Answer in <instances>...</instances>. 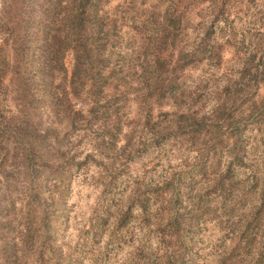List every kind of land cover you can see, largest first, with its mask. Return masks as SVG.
<instances>
[{
    "label": "clouds",
    "instance_id": "1",
    "mask_svg": "<svg viewBox=\"0 0 264 264\" xmlns=\"http://www.w3.org/2000/svg\"><path fill=\"white\" fill-rule=\"evenodd\" d=\"M0 0V264H264V0Z\"/></svg>",
    "mask_w": 264,
    "mask_h": 264
},
{
    "label": "trees",
    "instance_id": "2",
    "mask_svg": "<svg viewBox=\"0 0 264 264\" xmlns=\"http://www.w3.org/2000/svg\"><path fill=\"white\" fill-rule=\"evenodd\" d=\"M14 2L23 10L27 12L29 17L35 15L36 11L42 7L41 0H14ZM88 3L91 4L93 7L96 5L92 3V0H88ZM73 264H79L78 261H74Z\"/></svg>",
    "mask_w": 264,
    "mask_h": 264
}]
</instances>
